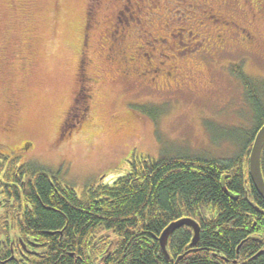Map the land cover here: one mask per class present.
<instances>
[{"label":"rangeland","instance_id":"1","mask_svg":"<svg viewBox=\"0 0 264 264\" xmlns=\"http://www.w3.org/2000/svg\"><path fill=\"white\" fill-rule=\"evenodd\" d=\"M116 11L140 20L123 61L102 41ZM238 66L264 82V0H0V124L17 101L8 138L77 194L132 161L235 156L253 113Z\"/></svg>","mask_w":264,"mask_h":264},{"label":"trees","instance_id":"2","mask_svg":"<svg viewBox=\"0 0 264 264\" xmlns=\"http://www.w3.org/2000/svg\"><path fill=\"white\" fill-rule=\"evenodd\" d=\"M233 72L253 112L251 131L235 156L132 161L129 173L86 188L79 199L72 192L51 198V187L39 176L42 201L34 197V215L25 216L22 226L44 246L38 256L6 264H174L186 252L178 264H264V202L248 174L250 149L264 124V82L247 77L240 66ZM260 170L264 181V145ZM182 218L198 224V243L190 245L193 232L183 226L169 236L166 259L158 238ZM6 247L0 264L10 258Z\"/></svg>","mask_w":264,"mask_h":264},{"label":"flooded vegetation","instance_id":"3","mask_svg":"<svg viewBox=\"0 0 264 264\" xmlns=\"http://www.w3.org/2000/svg\"><path fill=\"white\" fill-rule=\"evenodd\" d=\"M119 11H116L113 16L108 29L109 33L102 38V41L107 44L109 51H111V48H114L113 53L117 58L120 57V61H123V55L126 54V48L123 46L127 44V40L131 37L130 32L133 31V23H137L140 20L130 15L124 22L121 21L122 24L120 25L118 23ZM211 18L213 19L210 20ZM207 19L212 23L220 22L224 26L229 25L230 27H234L235 31H238L240 35V37L238 36L239 40L242 42L244 40L245 43H250L255 37L251 32H246L244 28H240L233 22L224 21L225 19H221L214 14L209 13ZM131 20L133 23L130 22ZM140 30L144 31V29ZM140 30H137V38L141 35ZM129 61L132 62V59L129 58ZM85 68L86 64H84L83 69ZM124 68H126L125 65ZM125 74L128 73H124L123 76H126ZM7 104L11 112L4 116V120L0 124V131L3 133V136L6 135L8 138L17 126L16 113L18 111V104L17 101L13 104L11 98H8ZM73 115L74 119L78 117L75 113ZM71 127V125L68 126L70 130ZM63 138V136H60L57 140H62ZM8 140L9 142L0 140V251L7 246L10 258L2 261L1 264H6L17 257L27 258L28 256H38L41 254L39 249H42L44 244L34 243L31 239L32 237L29 235L28 228L22 226L25 216L31 217L34 215V197H36L38 202L41 203L42 201L37 194L36 188V179L39 176H44L51 187V198L57 196L63 200L67 197V192H72V196L76 199H79L82 195V193L77 194L72 187L60 181L56 173L50 170L49 166L36 161L31 156L32 153L29 152L28 146L19 143L12 144L14 140L11 137Z\"/></svg>","mask_w":264,"mask_h":264},{"label":"water","instance_id":"4","mask_svg":"<svg viewBox=\"0 0 264 264\" xmlns=\"http://www.w3.org/2000/svg\"><path fill=\"white\" fill-rule=\"evenodd\" d=\"M264 145V124L262 127L258 130V132L255 135V138L253 140L252 147L250 149L249 158H248V174L249 178L251 180V183L259 195V197L264 202V181L261 175L260 170V156L261 151ZM188 227L192 230L193 236L191 239V246L197 245L198 239H199V226L198 224L193 221L190 218H182L179 220H176L172 223H170L161 233L160 237L158 238L159 246L162 251V253L165 255L166 259H169V255L166 250L167 246V240L169 236L176 230H178L181 227ZM196 251V249L192 250ZM188 252L184 253L183 255H180L175 261L174 264H178L179 261L182 259L184 255H186Z\"/></svg>","mask_w":264,"mask_h":264},{"label":"bare ground","instance_id":"5","mask_svg":"<svg viewBox=\"0 0 264 264\" xmlns=\"http://www.w3.org/2000/svg\"><path fill=\"white\" fill-rule=\"evenodd\" d=\"M257 193V192H256ZM259 196V195H258Z\"/></svg>","mask_w":264,"mask_h":264}]
</instances>
